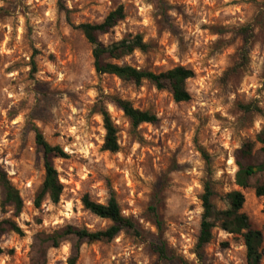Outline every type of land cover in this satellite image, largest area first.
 I'll use <instances>...</instances> for the list:
<instances>
[{"label": "rangeland", "instance_id": "rangeland-1", "mask_svg": "<svg viewBox=\"0 0 264 264\" xmlns=\"http://www.w3.org/2000/svg\"><path fill=\"white\" fill-rule=\"evenodd\" d=\"M58 2L0 0V165L23 200L17 217L0 209V219L12 218L22 230L2 236L0 264H29L39 233L66 224L106 228L108 220L83 207L84 194L99 203L113 195L138 233L122 230L110 241L83 242L75 264H246L242 237L219 223L201 257L195 246L200 195L209 180L216 209L227 208L225 193L244 195L242 212L263 232L264 247V198L253 188L264 183V169L258 170L264 144L255 140L264 132V0H61L68 18ZM118 5L124 18L99 40L140 34L148 48L115 62L154 72L191 69L194 76L184 83L189 100L175 102L148 81L135 85L94 71L91 46L75 25L100 22ZM246 25L252 36L242 56L239 29ZM109 97L129 100L158 120L133 130ZM100 104L117 129L114 153L101 148ZM246 104L258 111L245 112ZM34 129L67 154L53 160L63 186L55 204L47 196L34 203L44 176ZM246 141L254 142L248 162L255 174L250 187L240 188L233 155ZM154 192L161 195V231L148 213ZM158 239L167 259L151 248ZM70 253V242L63 241L47 249L44 264H67Z\"/></svg>", "mask_w": 264, "mask_h": 264}, {"label": "trees", "instance_id": "trees-1", "mask_svg": "<svg viewBox=\"0 0 264 264\" xmlns=\"http://www.w3.org/2000/svg\"><path fill=\"white\" fill-rule=\"evenodd\" d=\"M59 10L68 18L69 10L66 6L58 2ZM124 9L122 5H118L110 10L97 23H79L75 25L85 40L91 46V56L94 71L97 74H111L123 81H129L135 85L141 84L142 81L150 82L156 89L167 90L175 102L187 101L190 99L189 93L184 87L187 79L194 76V72L181 65L174 66L168 70L154 72L146 69H139L129 64H118L117 60L129 55L134 50L146 51L148 44L145 43L140 34L124 37L109 44H104L99 40V36L109 33L119 21L124 18ZM243 47V56L247 52V45L252 36L251 26L246 25L239 29ZM243 58V57H242ZM110 102L116 108L122 111L123 115L129 120L132 129H136L142 123L154 124L157 122V116L146 110H140L133 107L129 100L119 97H109ZM97 106V105H96ZM241 108L245 112L252 110L258 111L253 104L242 105ZM96 112L101 116L104 129V138L101 145L102 150L111 153L119 150L117 142V129L103 104L95 107ZM34 142L42 155V165L44 176L40 188L35 197V205L38 206L44 197L52 203L59 201L63 186L58 178V173L54 167L53 160L55 158H66L67 154L59 145L49 144L42 133L38 129H34ZM256 142L264 144V132L257 133ZM254 142L246 141L234 152V162L237 166L235 173V184L240 188L250 187V179L255 174L254 166L248 160L251 157ZM264 151V148H263ZM203 155L204 151L200 150ZM264 169V163L258 170ZM254 194L257 197L264 198V183L256 184ZM215 195L211 181L205 180L202 186L200 202L202 212L200 215L199 232L196 240L195 252L201 257L204 246L212 238V229L219 223L222 230L228 233L238 234L242 237L245 246L246 264H261L264 256L263 232L251 227L247 216L242 212L244 204V195L233 190L225 193L224 199L227 202V208L224 210L216 209L212 197ZM161 202V195L154 192L151 197L148 213L158 231L162 230L163 221L158 213L157 206ZM81 203L85 209L97 217L109 221V225L101 230H88L72 224H66L58 227L49 233H39L36 240L32 244V255L29 264H44L46 259V251L48 248H57L63 241H69L71 244V253L67 259V264H75L79 255V247L83 242L94 241H110L120 231L130 230L138 233L136 224L128 217L122 215L120 207L113 195L107 199L105 203H99L92 200L88 194L81 197ZM23 207L18 190L10 182L5 170L0 165V209L5 213L8 209L12 210L13 217H17ZM264 212V209H263ZM264 228V225H263ZM15 233L22 235L21 228L12 218L0 219V254L3 252L1 247V238L7 233ZM157 258L167 259L168 253L165 242L158 239L151 244ZM182 264H187L183 262Z\"/></svg>", "mask_w": 264, "mask_h": 264}, {"label": "water", "instance_id": "water-1", "mask_svg": "<svg viewBox=\"0 0 264 264\" xmlns=\"http://www.w3.org/2000/svg\"><path fill=\"white\" fill-rule=\"evenodd\" d=\"M255 169V168H254Z\"/></svg>", "mask_w": 264, "mask_h": 264}]
</instances>
